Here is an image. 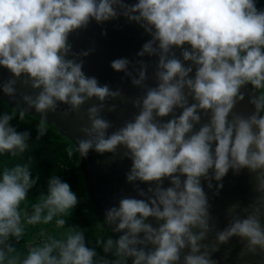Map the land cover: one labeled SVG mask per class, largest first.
Segmentation results:
<instances>
[{
	"label": "clouds",
	"instance_id": "9594fccd",
	"mask_svg": "<svg viewBox=\"0 0 264 264\" xmlns=\"http://www.w3.org/2000/svg\"><path fill=\"white\" fill-rule=\"evenodd\" d=\"M258 3L0 0V67L11 74L0 81V92L15 100L18 80L36 90L0 111V157L17 161L0 163V264H218L213 253L233 237L246 241L249 252H264V7ZM121 18L149 39L134 58L109 62L142 91L131 101L137 113L109 133L103 102L120 96V89L86 75L82 58L94 50L73 51L69 35L92 21ZM144 57H155L154 64ZM149 67L154 86L146 83ZM245 85L253 110L233 113ZM93 97L100 103L86 109L88 126L65 148L67 156L86 159L90 151L123 148L130 161L125 180L136 195L104 208L102 224L110 234L101 230L90 241L84 227L69 223L80 198L60 175H49L29 202V193L41 188L33 158L25 155L33 137L13 121L24 122L34 110L39 141L48 132L49 112L59 104L68 106L65 114L76 111ZM245 169L254 174L255 201L239 212L232 205L216 244L201 243L210 230L205 187L219 195L229 171L238 176ZM53 224L58 232L43 233L26 253L19 250L28 226Z\"/></svg>",
	"mask_w": 264,
	"mask_h": 264
},
{
	"label": "water",
	"instance_id": "95a60500",
	"mask_svg": "<svg viewBox=\"0 0 264 264\" xmlns=\"http://www.w3.org/2000/svg\"><path fill=\"white\" fill-rule=\"evenodd\" d=\"M106 31V35L101 36V30ZM149 39L143 33V30L135 24H128L123 18L117 21L106 22L103 25H97L94 21L90 22L87 28L77 30L69 35V42L72 44V50L79 52L81 50L93 49L88 57H84L83 71L86 75L95 76L100 84L107 83L113 90L120 89V96L116 98L106 99L103 103L105 109L101 115L111 123L108 132L111 133L117 127L121 126L126 120H130L138 111L132 106L131 101L142 95V91L131 85L128 78H123V73L114 72L109 62L118 57H135V52L140 48L141 44ZM146 62L154 64L155 57L143 58ZM152 68L148 69L149 79L146 83L154 86V81L151 78ZM10 73L0 67V81H4L10 77ZM15 100L9 99L8 96L0 92V101L13 108L16 105V100L24 94H32L34 91L28 85L21 84L17 81ZM245 92L244 99L238 101L232 112L243 115L250 114L253 106L248 103L250 94V86L245 85L242 89ZM100 103L95 97L90 98L76 111H68L65 114L68 106L59 104L55 112L47 114V126L65 135L72 143L77 137L83 138V133L80 132L81 127L88 126L86 109L94 104ZM115 105L114 110L108 111V107ZM20 107H23L21 102ZM29 113L39 121V114L34 110ZM167 119V118H164ZM231 119V113L229 115ZM207 122V116H203L201 123ZM196 127H199L197 125ZM124 149L119 147L115 154L104 153L98 154L90 151L86 159L80 158V169L86 179L91 180L88 185L90 192L98 193V186L105 189L113 195L112 204H114L121 196H135L132 185L125 180L130 161L123 156ZM105 177H109L107 181ZM203 184V181H202ZM167 185V181H165ZM223 188L219 195H213L212 191L205 187V192L209 196V212H210V230L206 235L205 240L201 243L215 245V233L222 229L230 218L229 209L232 205H238L234 211L239 212L241 208L252 204L255 201L257 193L254 191V174L248 170H243L240 175L234 176L231 171L223 180ZM140 187H146L141 184ZM97 207L101 201H98ZM99 217L102 218L100 209L97 210ZM151 221V218H149ZM264 222V218H262ZM155 226V224H154ZM235 246L239 247V250ZM218 250L213 253V258L218 264H264V252L257 249L255 252H249L246 247V241L233 237L228 243L217 246ZM187 252V249L182 252V255Z\"/></svg>",
	"mask_w": 264,
	"mask_h": 264
},
{
	"label": "trees",
	"instance_id": "16d2710c",
	"mask_svg": "<svg viewBox=\"0 0 264 264\" xmlns=\"http://www.w3.org/2000/svg\"><path fill=\"white\" fill-rule=\"evenodd\" d=\"M258 7H264V0H260ZM4 102L0 101V111H11ZM39 121L29 114L26 116L24 122L14 120V124H18V130L28 129L32 132L33 140L30 141V151L25 155H31L34 161L33 171L34 174L40 175L41 188L33 189L29 193V202H34L38 191L42 190V186L45 183L46 178L51 174L60 175L71 186L73 191L76 192L80 198V203L75 208L69 223L78 224L86 229V237L91 241L94 240L95 235L103 230L107 235V231L102 228L101 222L98 219L95 207L92 204V200L89 197L88 187L86 185L85 176L80 169V157L78 153H75L70 159L67 156L65 148L72 144V142L62 133L56 131L53 128H48L47 134L39 141H35L36 125ZM7 161L9 165L17 162L14 158L0 157V163ZM85 209L87 211H85ZM47 232L52 234L58 232L53 225H37L28 226L26 232L20 244L18 246L22 253H26L27 250L33 245L39 244L44 239L43 233Z\"/></svg>",
	"mask_w": 264,
	"mask_h": 264
},
{
	"label": "flooded vegetation",
	"instance_id": "af4514ba",
	"mask_svg": "<svg viewBox=\"0 0 264 264\" xmlns=\"http://www.w3.org/2000/svg\"><path fill=\"white\" fill-rule=\"evenodd\" d=\"M105 178H106L107 181L110 180L109 177H105ZM85 181H86V185L88 187V185L91 184V180L85 178ZM98 190H99V195H98V193H94V196H91L93 194L90 192V189L88 188V192H89L88 194H89V197L92 200L93 206L95 207L96 213H97V210L100 209V212L102 214L101 216L103 218V210H104V208H106V207H108V206H110L112 204L113 195L110 194V193H108L101 186L100 187L98 186ZM98 201H101V204H100V206L97 207V204L96 203ZM97 216H98L99 221L101 222L102 228H104L103 227V224H102V218L99 217L98 213H97ZM104 229L107 231L108 234H110V229H108V228H104ZM235 247H236V249L239 250V247L238 246H235Z\"/></svg>",
	"mask_w": 264,
	"mask_h": 264
}]
</instances>
